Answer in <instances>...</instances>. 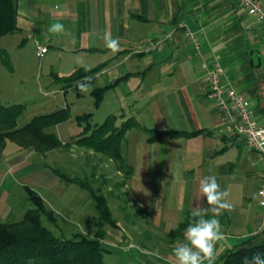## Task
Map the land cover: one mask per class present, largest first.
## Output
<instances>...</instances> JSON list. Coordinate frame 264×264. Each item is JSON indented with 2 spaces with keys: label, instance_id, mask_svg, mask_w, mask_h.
<instances>
[{
  "label": "crops",
  "instance_id": "1",
  "mask_svg": "<svg viewBox=\"0 0 264 264\" xmlns=\"http://www.w3.org/2000/svg\"><path fill=\"white\" fill-rule=\"evenodd\" d=\"M259 1L264 7V0ZM15 3L17 29L0 37V49L6 52L11 71L1 62L0 66L11 75L20 63L19 56L15 60L7 49V36H20L15 50L20 49L26 38L35 36V56L38 59L46 56L50 67L43 75L46 98L40 99L41 105L47 107L46 111L57 107L55 110L66 108L69 112V117L54 124V131L49 132L65 144L81 133L83 123L75 124L74 119L80 114L70 119L69 105L64 99L66 92L74 89V101L84 96L78 82L89 85L87 92L92 99L93 89L110 85L101 93L97 107L92 101L93 108L105 102L116 111L113 115L117 125L131 118L137 126L129 128L143 132L144 137L137 139L130 152L128 188L140 206L151 207L149 234L145 231L143 240L136 241L133 238L137 234H128L115 220L116 226H106L102 239L119 250L127 251L132 242L150 246L152 251L141 255L128 253L127 261L121 263L120 255L107 250L108 264H176L172 249L176 241L184 239V231L172 240L167 233L193 206L209 207L199 191L200 181L206 176L217 179L221 189L227 191V202L231 205L230 210L222 209L219 214L224 238L216 245L215 264L227 248L237 247L241 242L247 241L249 246L264 243V206L258 203L256 194L264 152L246 149L240 138L221 122L213 103L204 94L207 76L201 67L203 61L217 60L223 69L222 81L248 101L253 119L264 124V56L259 52L264 25L255 16L247 14L238 0H15ZM57 22L65 26V31L50 33L49 27ZM106 32L119 38L120 50L115 54L105 46ZM189 32L196 36L199 52L190 41ZM151 41L158 46L145 51ZM38 45L46 47L41 55ZM99 63L103 65L93 73L69 83L63 80L75 70L87 71ZM11 99L6 95L0 103L15 104ZM145 129L198 132L189 137L165 134L155 142H148ZM120 147L119 143L121 154ZM3 156L4 153L0 158V176L15 172L22 159L20 154L16 160ZM52 178L48 182L56 184ZM159 234L166 239L158 238Z\"/></svg>",
  "mask_w": 264,
  "mask_h": 264
},
{
  "label": "rangeland",
  "instance_id": "2",
  "mask_svg": "<svg viewBox=\"0 0 264 264\" xmlns=\"http://www.w3.org/2000/svg\"><path fill=\"white\" fill-rule=\"evenodd\" d=\"M34 38V35L29 36L20 46V49L15 50L14 44L19 42L20 36L12 34L6 37L9 53L15 60L19 56L20 63L19 66L17 65L18 67L13 68L14 73L11 75H8L5 68L0 66V100L7 95V97L12 98L13 102L25 104V109L20 112L21 114L16 119L15 127L24 125L34 115L44 114L57 108L52 107L51 110L46 111L48 110L47 107L41 105L42 100L40 99L46 98L43 94V75L50 70V67L45 60L46 56L40 59L35 56ZM75 91V89L67 91L64 97L69 105L70 119H73L77 114L89 111L91 113L89 124H99L102 123L107 114H116L113 107L105 102H102L98 108H93V99L87 90L82 91L80 89L84 96L74 101ZM59 96L61 97V93ZM70 101L73 103H69ZM117 122L115 121L116 125ZM162 126L160 128H163ZM72 127L77 128L73 123ZM52 128L54 126L48 127L46 131H54ZM141 137H144L143 132L134 127L126 131L125 136L120 140L121 158L125 165L121 167L107 154L76 147L71 140L67 142V146L64 148L62 146L44 153L34 152L29 148L17 149L14 144L8 143L3 151L5 154L3 159L13 156L12 159L15 158L16 160V156L19 154L22 155V159L14 168L15 172L4 173L0 176V221H17L23 212L30 207L26 195L21 189L22 184H24L34 189L33 191H36L39 198L42 199L45 208L52 211L54 224L47 222L44 217H41V221L53 233V236L67 238L73 233L93 235L96 229L93 227L90 218L94 216V209L93 202H91L87 192L74 184H66L60 181L46 167L49 166L57 168L69 177L85 179L92 188L97 189L104 196L111 211L110 214L118 222V225L120 224V227L125 228L128 234L136 233L137 235L133 239L142 241L143 234H149L150 228L147 225H151L148 213L151 207L140 206L130 194L128 187H130L131 172L124 173L126 166L132 162V154L130 153L133 151L132 147ZM124 151L125 153H123ZM49 178L54 179L56 184L48 182ZM44 183L45 186H43ZM106 226L101 227L104 230V235L107 230ZM145 231L147 232L145 233ZM159 236H161L158 237L160 239H166L160 234ZM99 241L104 249L101 254L106 264H108L109 259L107 250L112 255L115 253L120 255L123 259L121 263L127 261L126 255L128 253L141 255V252L152 251L150 246L140 243L136 245L131 242V246L127 247V251H124L117 247H111L109 244L106 245L103 239Z\"/></svg>",
  "mask_w": 264,
  "mask_h": 264
},
{
  "label": "trees",
  "instance_id": "3",
  "mask_svg": "<svg viewBox=\"0 0 264 264\" xmlns=\"http://www.w3.org/2000/svg\"><path fill=\"white\" fill-rule=\"evenodd\" d=\"M15 8V0H0V37L16 31ZM0 62L8 71H11L8 56L3 49H0ZM102 65L99 63L98 66L87 71L75 70L63 80L69 83L85 74L95 72ZM108 86L110 85L91 91L94 107L98 106L101 93ZM23 109L24 105L20 103L10 105L0 103V158L8 143L14 144L17 149L29 148L38 153L67 146V143H61L53 132L46 131L48 127L63 122L69 117L66 108L34 115L24 125L15 127L16 119ZM89 118V112L75 116V124L83 123V125L81 133L76 136L72 143L95 152L105 153L117 162L119 167L125 166L118 149L119 143L122 134L130 126H137V124L128 118L119 125H114L115 117L113 114L107 115L99 124H88ZM145 131L149 134L148 142H155L165 134L189 137L198 132L154 129H145ZM46 167L60 181L66 184H74L87 192L91 202H93L94 216L90 220L96 230L91 236L79 233H73L67 238L53 236V233L41 221V217H44L47 222L54 224L52 211L45 208L36 191L22 185V192L25 193L30 207L23 212L17 221H0V264H104L101 254L104 249L99 241L104 236V230L101 227L103 225L116 226V221L110 214L111 211L104 196L97 189L92 188L85 179L69 177L57 168ZM128 172L129 167L126 166L124 173L127 174ZM189 212L185 211L182 220L168 231V238L172 240L181 236L190 220ZM246 243L247 241H244L237 247L227 248L216 264H245V258L250 260L253 254L264 256V243L250 246Z\"/></svg>",
  "mask_w": 264,
  "mask_h": 264
},
{
  "label": "clouds",
  "instance_id": "4",
  "mask_svg": "<svg viewBox=\"0 0 264 264\" xmlns=\"http://www.w3.org/2000/svg\"><path fill=\"white\" fill-rule=\"evenodd\" d=\"M48 31L52 34H61L65 31V26L62 23H53ZM103 39L106 48L113 54L120 50L118 37L114 38L106 32ZM77 87L84 91L89 85L78 82ZM199 191L209 207L196 205L190 210V220L183 233L184 239L176 241L172 249L176 264H215L216 245L224 238L219 214L222 209H231L227 202V191L221 189L214 176L202 178ZM245 264H264V256L253 254L250 260L245 258Z\"/></svg>",
  "mask_w": 264,
  "mask_h": 264
},
{
  "label": "built area",
  "instance_id": "5",
  "mask_svg": "<svg viewBox=\"0 0 264 264\" xmlns=\"http://www.w3.org/2000/svg\"><path fill=\"white\" fill-rule=\"evenodd\" d=\"M238 3L247 14L255 16L256 20L264 25V7L259 0H238ZM187 34L194 48L198 51L199 46L196 36L190 32ZM44 46H36L39 55L46 51ZM157 46V42H148L145 51L153 50ZM259 52L264 56V26ZM201 67L205 70L207 76V87L204 94L213 103L221 122L240 138L246 149L264 152V124H259L253 119L248 101L222 81L223 69L220 63L211 58L207 62L203 61ZM256 194L259 197L258 203L261 207L264 206V166L261 170L260 185Z\"/></svg>",
  "mask_w": 264,
  "mask_h": 264
}]
</instances>
